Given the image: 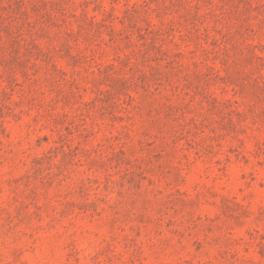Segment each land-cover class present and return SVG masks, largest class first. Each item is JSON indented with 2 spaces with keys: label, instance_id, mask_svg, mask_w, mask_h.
Listing matches in <instances>:
<instances>
[{
  "label": "rangeland",
  "instance_id": "374dc122",
  "mask_svg": "<svg viewBox=\"0 0 264 264\" xmlns=\"http://www.w3.org/2000/svg\"><path fill=\"white\" fill-rule=\"evenodd\" d=\"M0 264H264V0H0Z\"/></svg>",
  "mask_w": 264,
  "mask_h": 264
}]
</instances>
